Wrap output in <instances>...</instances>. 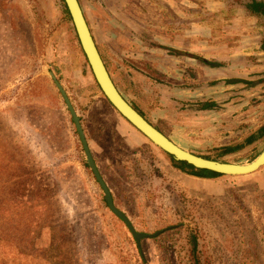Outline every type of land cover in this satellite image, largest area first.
I'll return each instance as SVG.
<instances>
[{"label": "rangeland", "instance_id": "1", "mask_svg": "<svg viewBox=\"0 0 264 264\" xmlns=\"http://www.w3.org/2000/svg\"><path fill=\"white\" fill-rule=\"evenodd\" d=\"M61 1H12L27 18L33 44L11 81L0 86V111L14 113L20 104L27 112L45 111L44 138L33 134L25 118L10 121V132L20 130L22 137L11 140L9 149L12 155L26 151L24 166L40 167L51 180L35 194L16 197L27 188L15 182L18 171L5 167L20 160L9 162L0 149V264H52L58 235L69 223L88 234L95 264H192L189 232L197 236L199 264H264V167L246 177L210 180L174 169L165 153L94 89L90 70L81 68V48L65 24ZM248 2L80 0V7L122 98L183 151L214 157L221 147L240 144L264 126V22L249 13ZM6 37L0 20V72L12 71L16 54ZM49 73L80 119L114 207L135 233L150 236L136 242L144 262L133 254L136 240L127 226L115 222L105 206ZM207 102L216 108L200 110ZM263 150L258 141L223 162L250 163ZM57 210L59 221L50 222ZM83 220L87 223L78 225Z\"/></svg>", "mask_w": 264, "mask_h": 264}, {"label": "trees", "instance_id": "2", "mask_svg": "<svg viewBox=\"0 0 264 264\" xmlns=\"http://www.w3.org/2000/svg\"><path fill=\"white\" fill-rule=\"evenodd\" d=\"M13 0H0V20L1 24L6 26V33L7 37L4 40L9 41L12 43L11 50H14V53H16L13 58V65L12 71L10 70H3L0 72V86L6 85L9 81H11L15 71L16 66L20 62V58L24 56V54H27V47L30 48L32 46V39H30L29 35L31 33L30 25L28 24L27 18L23 17V14H20L15 8V5L12 3ZM80 5V0H77ZM251 4L248 5L249 12L253 15L259 18L261 21L264 22V2L260 0H251ZM62 10L61 13L64 16L65 24L68 26L70 35H72L73 42L76 43V46L79 47L77 37L75 35L74 29L72 27V22L70 20L69 14L67 12V9L61 1ZM85 18V15H84ZM86 23L88 25L87 19L85 18ZM89 28V25H88ZM90 30V28H89ZM91 32V31H90ZM26 41V45L24 46L23 43ZM15 47H18L20 50H16ZM33 49V47H32ZM80 49V48H78ZM98 49V47H97ZM99 52V50H98ZM100 54V52H99ZM101 56V54H100ZM102 58V57H101ZM78 59L80 60L81 68L85 71L89 70L88 64L85 60V57L81 50L78 51ZM94 83V89L97 90L100 93V90L98 86L96 85L94 79L92 81ZM114 83V82H113ZM115 85V84H114ZM117 87V86H115ZM25 104H20L17 106L14 110V113H9V111H0V149L2 155L5 154V158L9 160V162H14L15 160H20L16 167L14 168H7L6 170H12V171H18L19 173H15L14 178H16V183L20 187H23V189L26 187L27 191L23 194H19L16 191V197H26L28 195L35 194V192L38 191V189L42 186L47 184V182L50 184V176L49 174L42 173L40 167L39 169L33 168L27 169L24 165L26 163L25 156L27 154L26 151L16 150L19 152H16L14 155H12V151H10L11 147V140H14L15 137L18 135L22 137L21 132L17 133H11L10 132V121L16 122L17 120H20L18 118H25L28 121V125H32V128L34 129L33 134H36V136L45 137V134H43V130H41L40 121L41 116L45 113V111H42L41 109L34 108L30 110V112H27V107H24ZM214 103H205L201 106L202 111H209L215 109ZM134 109V108H133ZM135 110V109H134ZM136 111V110H135ZM137 112V111H136ZM138 113V112H137ZM139 114V113H138ZM140 115V114H139ZM141 116V115H140ZM142 117V116H141ZM143 118V117H142ZM22 121V120H21ZM51 135V134H50ZM263 141L264 142V126L259 129L256 133L252 134L251 137L244 140L242 143L237 145H229L225 147H221L218 151L216 156L214 157H200L206 160L215 161V162H223L224 158L229 157L233 154H236L240 152L241 150L251 146L252 144ZM10 148V149H9ZM30 154V153H29ZM166 155V154H165ZM168 160L170 161L171 165L174 169L178 170L180 173L187 175L189 177H193L196 179H204V180H210L214 178L220 177L219 175H216L214 173L196 170L191 166H188L184 163L175 162L170 156L166 155ZM198 157V156H197ZM19 158V159H17ZM30 161L34 164L36 160L32 157H29ZM27 160V158H26ZM28 161V160H27ZM29 162V161H28ZM226 163V162H225ZM37 165V164H35ZM8 184V183H7ZM42 189V188H41ZM39 189V191H41ZM45 189V188H43ZM52 189V188H51ZM34 196V195H33ZM54 196V195H53ZM24 199V198H22ZM20 202V201H18ZM105 206L106 203L104 202ZM107 207V206H106ZM108 209V207H107ZM110 211V210H109ZM111 212V211H110ZM111 217L114 218V221L119 223V225L123 224V221L120 220L118 217H116L111 212ZM59 216V210H57V213L51 215L49 217V221L54 223L55 221H59L57 218ZM86 224L87 220H83L82 222H78L79 224ZM125 225V224H124ZM126 227V226H125ZM113 228H116L115 225H113ZM61 229V228H60ZM63 232L62 236L58 235L57 239V253L54 257V261L52 262L56 264H95V258L92 256V252H94L93 247L94 244L87 245L86 243V237H88V234H86V231H80L79 233L76 232L74 228H72V224H66L61 229ZM78 240H82V243L80 241V246L77 245V247L74 245ZM188 246H189V256L192 264H199V258H198V244H197V236L192 235V232H189L188 234ZM61 245H64L66 247V252L62 251ZM133 248V254L136 256L138 260H141L144 262V255L141 251V249L138 247L136 241L134 244H132ZM96 252V249H95Z\"/></svg>", "mask_w": 264, "mask_h": 264}, {"label": "water", "instance_id": "3", "mask_svg": "<svg viewBox=\"0 0 264 264\" xmlns=\"http://www.w3.org/2000/svg\"><path fill=\"white\" fill-rule=\"evenodd\" d=\"M71 19L75 35L77 37L79 46L88 64L92 77L98 86L100 93L109 103V105L136 131H138L144 138L153 144L160 151L170 156L175 162L184 163L193 167L196 170L214 173L220 176L228 177H246L257 173L264 167V150L253 161L246 164H229L224 162H215L206 160L190 153H187L170 142L158 130L152 127L144 118H142L120 95L116 89L105 64L98 52L93 36L88 28L84 14L77 0H63ZM180 55L187 56L191 59H196L195 56L179 53ZM49 77L54 82L60 95L62 96L66 107L70 113L72 122L75 126L77 135L80 139L85 157L86 165L92 171L96 182L104 194V200L108 209L127 226L136 242L139 243L140 239H147L150 236L135 233L126 217L120 213L113 205L112 197L104 184L95 163L90 154L87 142L85 140L80 119L76 116L73 108L71 107L66 94L58 84L54 76L49 73Z\"/></svg>", "mask_w": 264, "mask_h": 264}, {"label": "flooded vegetation", "instance_id": "4", "mask_svg": "<svg viewBox=\"0 0 264 264\" xmlns=\"http://www.w3.org/2000/svg\"><path fill=\"white\" fill-rule=\"evenodd\" d=\"M250 1H251V0H249V2H248L247 5H246L247 10H248V5L251 4ZM248 11H249V10H248ZM249 13H250V12H249ZM263 49H264V44H263Z\"/></svg>", "mask_w": 264, "mask_h": 264}]
</instances>
